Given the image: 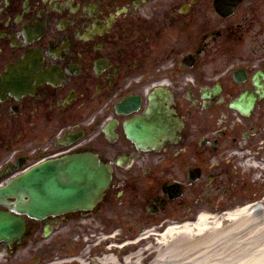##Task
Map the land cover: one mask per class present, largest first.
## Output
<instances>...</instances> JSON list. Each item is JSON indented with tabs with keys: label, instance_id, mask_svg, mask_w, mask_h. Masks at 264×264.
<instances>
[{
	"label": "flooded vegetation",
	"instance_id": "1",
	"mask_svg": "<svg viewBox=\"0 0 264 264\" xmlns=\"http://www.w3.org/2000/svg\"><path fill=\"white\" fill-rule=\"evenodd\" d=\"M153 98L168 112L160 152L126 131ZM78 153L110 166L101 201L36 219L1 199L25 230L0 257L81 254L88 223L263 202L264 0H0V188Z\"/></svg>",
	"mask_w": 264,
	"mask_h": 264
},
{
	"label": "bare ground",
	"instance_id": "2",
	"mask_svg": "<svg viewBox=\"0 0 264 264\" xmlns=\"http://www.w3.org/2000/svg\"><path fill=\"white\" fill-rule=\"evenodd\" d=\"M153 99L151 106L158 102ZM156 109L164 110L162 105ZM153 114L157 115L156 111ZM165 230L154 238L155 244L149 245L151 252L146 253L144 248L135 249L124 259L120 258V250L107 249L101 241L103 260L99 261L104 264H264L262 203L241 207L219 217L200 213L193 222L168 226ZM114 232L118 229L115 228ZM117 239L119 236L107 238L109 243H115ZM97 240L85 238L82 244L86 247L89 242ZM78 261L79 264H88L84 257Z\"/></svg>",
	"mask_w": 264,
	"mask_h": 264
},
{
	"label": "water",
	"instance_id": "3",
	"mask_svg": "<svg viewBox=\"0 0 264 264\" xmlns=\"http://www.w3.org/2000/svg\"><path fill=\"white\" fill-rule=\"evenodd\" d=\"M135 128L132 129L133 141L141 149L160 146L159 137L167 131L160 122L157 125L136 122ZM65 163L67 168L59 175L53 164L39 166L34 173L10 182L7 188L0 190V198L17 193L22 200L26 192L29 202L23 206L24 211L36 218L62 210L91 209L110 185L108 167L90 154L77 155ZM23 228V223L18 219L16 222L15 217L0 214V239L19 236Z\"/></svg>",
	"mask_w": 264,
	"mask_h": 264
},
{
	"label": "rangeland",
	"instance_id": "4",
	"mask_svg": "<svg viewBox=\"0 0 264 264\" xmlns=\"http://www.w3.org/2000/svg\"><path fill=\"white\" fill-rule=\"evenodd\" d=\"M160 158H157L156 161H159ZM119 225L123 226V229L124 230H129L130 233H126L125 231H122L123 234H125V236H130V237H136L138 234L140 235V229L142 228V223H118ZM116 224L114 223H106V226H104V229L103 230V233L105 234V232H109L111 231L114 226ZM141 225V226H140ZM92 226L94 227V230L90 231L91 234H89V240H91V238L93 237L92 235H96V233L98 234V230L101 231V228L103 227L102 226V223H98V225L96 226L95 223L92 224ZM92 226H90V228L88 227V224L85 228V230H89L92 228ZM140 226V227H139ZM95 227H98V228H95ZM80 245L81 243L78 242L76 245H72L71 248H70V251H66L65 253H77L80 251ZM127 252V250H126ZM54 255V252L53 253H46V255L44 254H35V255H29V254H24V255H20L18 256L17 258H13L12 261L13 263L12 264H34L35 262L40 264L42 261H45L47 260L46 262H49L51 261L52 257ZM27 256V257H26ZM0 264H11L10 261H7V256H4L2 259H0Z\"/></svg>",
	"mask_w": 264,
	"mask_h": 264
}]
</instances>
